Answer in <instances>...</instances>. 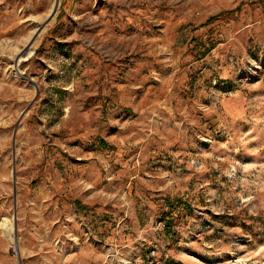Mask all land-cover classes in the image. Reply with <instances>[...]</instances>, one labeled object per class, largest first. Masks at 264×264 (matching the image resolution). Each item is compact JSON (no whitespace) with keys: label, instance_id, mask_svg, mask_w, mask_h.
I'll use <instances>...</instances> for the list:
<instances>
[{"label":"rangeland","instance_id":"obj_1","mask_svg":"<svg viewBox=\"0 0 264 264\" xmlns=\"http://www.w3.org/2000/svg\"><path fill=\"white\" fill-rule=\"evenodd\" d=\"M0 264H264V0H0Z\"/></svg>","mask_w":264,"mask_h":264},{"label":"bare ground","instance_id":"obj_2","mask_svg":"<svg viewBox=\"0 0 264 264\" xmlns=\"http://www.w3.org/2000/svg\"><path fill=\"white\" fill-rule=\"evenodd\" d=\"M28 53L31 55L32 53H33V49L32 48H28ZM19 62H20V60L18 61V63H17V66H18V64H19ZM11 224V223H10ZM13 226L11 225V226H9V227H7V229H6V233L8 234V236L10 237V239H12V240H14V234H13Z\"/></svg>","mask_w":264,"mask_h":264},{"label":"water","instance_id":"obj_3","mask_svg":"<svg viewBox=\"0 0 264 264\" xmlns=\"http://www.w3.org/2000/svg\"><path fill=\"white\" fill-rule=\"evenodd\" d=\"M57 3H58V0H57ZM56 7H57V5H56ZM56 7H55V9H56ZM56 10H54L53 12H55ZM21 56H23V57H26L27 56V49H25V52H23L22 54H21Z\"/></svg>","mask_w":264,"mask_h":264},{"label":"trees","instance_id":"obj_4","mask_svg":"<svg viewBox=\"0 0 264 264\" xmlns=\"http://www.w3.org/2000/svg\"><path fill=\"white\" fill-rule=\"evenodd\" d=\"M102 143H103V141H102Z\"/></svg>","mask_w":264,"mask_h":264}]
</instances>
